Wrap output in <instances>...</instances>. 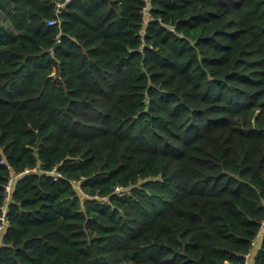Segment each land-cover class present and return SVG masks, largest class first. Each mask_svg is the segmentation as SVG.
<instances>
[{"label": "trees", "instance_id": "obj_1", "mask_svg": "<svg viewBox=\"0 0 264 264\" xmlns=\"http://www.w3.org/2000/svg\"><path fill=\"white\" fill-rule=\"evenodd\" d=\"M58 1L0 0V264H244L264 0Z\"/></svg>", "mask_w": 264, "mask_h": 264}, {"label": "built area", "instance_id": "obj_2", "mask_svg": "<svg viewBox=\"0 0 264 264\" xmlns=\"http://www.w3.org/2000/svg\"><path fill=\"white\" fill-rule=\"evenodd\" d=\"M69 1L70 0L58 1L57 7H61L65 3H68ZM146 10H147V6L145 5L142 8L143 13H146ZM146 18H149L148 14L146 15ZM53 22H56V20H48L47 21L48 24H52ZM7 167L10 168L9 165H7ZM26 171H28V170H25L24 172H26ZM48 173H50V174L54 173V176H57V177L61 176V174L59 172H57L55 168L50 170ZM17 175H18L17 173H10L6 183L4 184V204L0 208L1 209V212H0V236L8 224V221L6 219V204L11 198L10 194H11L12 182L17 177ZM116 189H119V187H117ZM262 238H264V219L260 222L259 228H258L254 238L251 241V249L247 253L244 254V264H250V261L252 259L253 250L255 248H257L258 243Z\"/></svg>", "mask_w": 264, "mask_h": 264}, {"label": "crops", "instance_id": "obj_3", "mask_svg": "<svg viewBox=\"0 0 264 264\" xmlns=\"http://www.w3.org/2000/svg\"><path fill=\"white\" fill-rule=\"evenodd\" d=\"M256 248L253 250V253H252V259H251V261H250V264H254V254H255V252H256ZM225 264H227V263H225Z\"/></svg>", "mask_w": 264, "mask_h": 264}, {"label": "water", "instance_id": "obj_4", "mask_svg": "<svg viewBox=\"0 0 264 264\" xmlns=\"http://www.w3.org/2000/svg\"><path fill=\"white\" fill-rule=\"evenodd\" d=\"M58 45V42H56L55 44H54V47H56Z\"/></svg>", "mask_w": 264, "mask_h": 264}]
</instances>
